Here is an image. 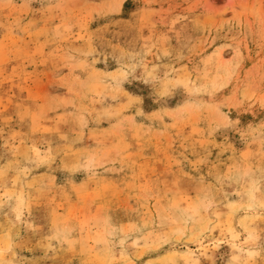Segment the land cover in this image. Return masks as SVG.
I'll return each instance as SVG.
<instances>
[{"label": "rangeland", "instance_id": "1", "mask_svg": "<svg viewBox=\"0 0 264 264\" xmlns=\"http://www.w3.org/2000/svg\"><path fill=\"white\" fill-rule=\"evenodd\" d=\"M0 264H264V0H0Z\"/></svg>", "mask_w": 264, "mask_h": 264}]
</instances>
